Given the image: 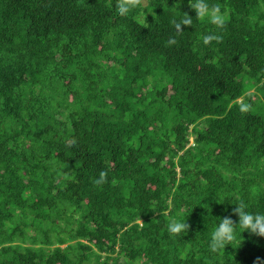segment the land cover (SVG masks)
<instances>
[{"label": "trees", "instance_id": "trees-1", "mask_svg": "<svg viewBox=\"0 0 264 264\" xmlns=\"http://www.w3.org/2000/svg\"><path fill=\"white\" fill-rule=\"evenodd\" d=\"M119 2L0 0V264H264V0Z\"/></svg>", "mask_w": 264, "mask_h": 264}, {"label": "clouds", "instance_id": "clouds-1", "mask_svg": "<svg viewBox=\"0 0 264 264\" xmlns=\"http://www.w3.org/2000/svg\"><path fill=\"white\" fill-rule=\"evenodd\" d=\"M192 9L195 10L197 17L208 15L210 23L221 27L224 23L223 17L219 15V9L213 8L208 11L204 0H197L195 3H190ZM133 7L132 0H120L117 5V10L121 16L127 15ZM192 24V16L186 15L180 18L175 27L177 31L182 30L185 26ZM214 37L206 35L203 42L207 44ZM105 174L101 172L100 178L96 181L101 183L104 180ZM232 212L238 216V220H234L231 215L220 217L214 230L211 232V237L208 242V249L211 253H217L220 249L228 247L234 241L236 233L239 232L242 236L247 232L250 236L264 237V213L250 211L248 205L244 202L235 204ZM189 225L186 221L172 220L167 225V231L170 236L179 237L185 235Z\"/></svg>", "mask_w": 264, "mask_h": 264}]
</instances>
